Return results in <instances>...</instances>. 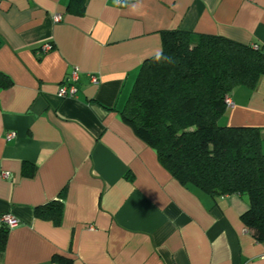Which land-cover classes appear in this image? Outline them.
<instances>
[{"label": "crops", "instance_id": "0c3cea01", "mask_svg": "<svg viewBox=\"0 0 264 264\" xmlns=\"http://www.w3.org/2000/svg\"><path fill=\"white\" fill-rule=\"evenodd\" d=\"M70 1L0 0V74L13 81L0 89V264H264L247 198L185 187L121 115L162 31L264 50V0H86L82 15ZM74 68L78 91L62 98ZM231 100L221 125L259 128L264 152V76ZM59 199L60 224L36 216Z\"/></svg>", "mask_w": 264, "mask_h": 264}, {"label": "trees", "instance_id": "16d2710c", "mask_svg": "<svg viewBox=\"0 0 264 264\" xmlns=\"http://www.w3.org/2000/svg\"><path fill=\"white\" fill-rule=\"evenodd\" d=\"M86 0L68 10L85 11ZM162 50L142 64L121 111L124 122L157 153L159 162L187 188L213 197L248 200L247 229L264 242V152L257 127L225 126L226 99L238 86L254 88L264 76V50L232 39L174 29L161 32ZM12 79L0 74V89ZM37 217L60 224L62 199L38 206ZM7 229L0 230V247ZM63 264L69 258L55 256Z\"/></svg>", "mask_w": 264, "mask_h": 264}, {"label": "built area", "instance_id": "2783aa9c", "mask_svg": "<svg viewBox=\"0 0 264 264\" xmlns=\"http://www.w3.org/2000/svg\"><path fill=\"white\" fill-rule=\"evenodd\" d=\"M119 4H121L120 1H119ZM60 20H61L60 15L55 16V21L58 22ZM52 49H53L52 44L46 42L42 44L41 47L37 50V54L39 55L47 54ZM90 78H91L92 83L94 84L99 83V77L97 75L91 74ZM79 80H80V72L77 68H74L69 74V76H67L65 80L61 83L59 90H58V95L62 98L73 97L78 91L77 84ZM226 102H227L228 107L233 105L231 97H228L226 99ZM13 136H14L13 132L7 135L8 138H12ZM1 222H2V225L6 226L7 228H13L19 225V220L9 214L4 215L1 218Z\"/></svg>", "mask_w": 264, "mask_h": 264}]
</instances>
